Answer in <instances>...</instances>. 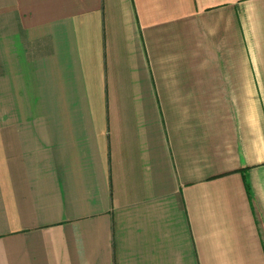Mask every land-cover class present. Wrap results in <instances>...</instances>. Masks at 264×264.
Instances as JSON below:
<instances>
[{
  "label": "crops",
  "instance_id": "crops-1",
  "mask_svg": "<svg viewBox=\"0 0 264 264\" xmlns=\"http://www.w3.org/2000/svg\"><path fill=\"white\" fill-rule=\"evenodd\" d=\"M0 264H264V0H0Z\"/></svg>",
  "mask_w": 264,
  "mask_h": 264
}]
</instances>
